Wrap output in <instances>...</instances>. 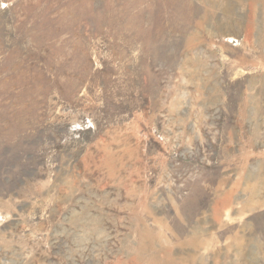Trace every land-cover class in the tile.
<instances>
[{"label":"rangeland","instance_id":"374dc122","mask_svg":"<svg viewBox=\"0 0 264 264\" xmlns=\"http://www.w3.org/2000/svg\"><path fill=\"white\" fill-rule=\"evenodd\" d=\"M0 264H264V0H0Z\"/></svg>","mask_w":264,"mask_h":264}]
</instances>
